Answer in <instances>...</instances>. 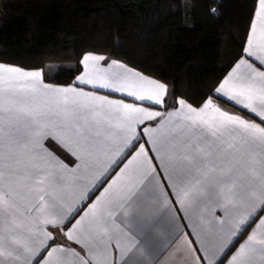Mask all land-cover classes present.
<instances>
[{
    "label": "snow or ice",
    "instance_id": "6c2138e0",
    "mask_svg": "<svg viewBox=\"0 0 264 264\" xmlns=\"http://www.w3.org/2000/svg\"><path fill=\"white\" fill-rule=\"evenodd\" d=\"M79 66L56 86L0 62V264H264V0L198 103L108 55Z\"/></svg>",
    "mask_w": 264,
    "mask_h": 264
},
{
    "label": "trees",
    "instance_id": "16d2710c",
    "mask_svg": "<svg viewBox=\"0 0 264 264\" xmlns=\"http://www.w3.org/2000/svg\"><path fill=\"white\" fill-rule=\"evenodd\" d=\"M251 6L252 0H0V62L51 65L46 82L70 84L91 51L168 81L177 96L198 103L239 58Z\"/></svg>",
    "mask_w": 264,
    "mask_h": 264
},
{
    "label": "crops",
    "instance_id": "0c3cea01",
    "mask_svg": "<svg viewBox=\"0 0 264 264\" xmlns=\"http://www.w3.org/2000/svg\"><path fill=\"white\" fill-rule=\"evenodd\" d=\"M86 53V52H85ZM97 54H100V53H97ZM3 63V62H2ZM6 64V63H5ZM125 64V63H124ZM8 65H13V64H8ZM16 66V65H14ZM130 67V66H129ZM82 71V68L80 70V72L77 74L79 75ZM144 74V73H143ZM146 75V74H145ZM76 77V76H75ZM222 79V78H221ZM75 81V78L73 79L72 83ZM50 83V82H49ZM70 83V84H72ZM56 86H66V85H69V84H58V83H52ZM103 94H108V93H103ZM113 98H118L116 96H113ZM217 103H220L221 106L225 109H227L228 111L230 112H238L237 110H235V108L230 104V103H226V104H222L221 102L217 101ZM238 114H241L240 112H238ZM243 115V114H241ZM248 118V117H246ZM143 142V141H141ZM45 146L48 147L49 151L54 153L55 155L59 156L61 159H65V161L67 162V160H71L72 157L70 156V154L66 151V149L59 143H57L56 141H45ZM122 166V165H121ZM118 171V169H117ZM112 176L115 175V172H113L111 174ZM108 179H111V176L108 177ZM163 179V178H161ZM107 183V181L105 182ZM102 188L103 186H100L99 189H95V195H91L89 196V198L87 199L86 203H85V207L88 203H91L92 200L95 199V196L96 195H99V191H102ZM216 215L217 216H222L223 213L222 212H219L217 211L216 212ZM187 231V229H185ZM251 229H249L250 231ZM248 235V231H245L238 239V241H236V246L239 245V243L243 242L246 237ZM191 239V237H189ZM196 245L194 244L193 247H195ZM235 250V249H233ZM230 254V253H229ZM197 255H199V253H197ZM168 264H193V261L191 258L188 257V255L181 251V250H173L171 251V254L169 255V258H168Z\"/></svg>",
    "mask_w": 264,
    "mask_h": 264
}]
</instances>
